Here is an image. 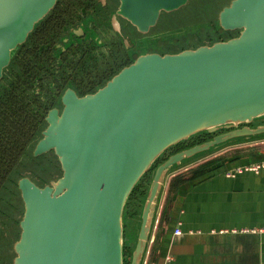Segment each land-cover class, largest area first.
<instances>
[{
    "label": "water",
    "instance_id": "obj_1",
    "mask_svg": "<svg viewBox=\"0 0 264 264\" xmlns=\"http://www.w3.org/2000/svg\"><path fill=\"white\" fill-rule=\"evenodd\" d=\"M59 2L0 0V91L20 49ZM118 2L115 28L121 30L120 17L146 35L192 0ZM216 24L236 35L142 54L96 92L64 93L33 150V157L53 153L62 175L44 187L19 180L25 211L13 264H125L126 245L130 264H146L170 178L227 147L264 142V0H232ZM204 134V142L153 170L171 149ZM147 174L139 214L126 223L129 198ZM132 226L134 241L127 234Z\"/></svg>",
    "mask_w": 264,
    "mask_h": 264
},
{
    "label": "flooded vegetation",
    "instance_id": "obj_2",
    "mask_svg": "<svg viewBox=\"0 0 264 264\" xmlns=\"http://www.w3.org/2000/svg\"><path fill=\"white\" fill-rule=\"evenodd\" d=\"M105 2L106 4L102 0H60L55 14L38 29L22 51L18 63L12 67L0 110L12 108L16 113H25L27 122L32 121L28 125L31 130L25 132L30 139V147L26 149L19 164L11 170L0 190V203L7 204L5 207L0 204V229L9 233L7 241H11L16 235L19 238L22 219H19V215L23 217L25 211L18 189L19 180L29 177L37 185L44 187L57 178L58 172L59 177L62 175L61 165L53 153L34 158L31 154L33 156L35 144L39 140L34 138L40 124L43 126L40 132L42 134L47 126V115L58 105L62 109L61 99L68 89H73L80 96L94 93L121 69L145 54L143 52L172 53L171 51L184 44H191L193 39L197 40L198 45H207L236 35V32L222 30L208 31L204 35H193L192 31L191 34H170L174 28L184 27L189 22L186 12L171 18L164 14L157 27L146 35L118 17L121 25V30L118 31L112 20L119 2ZM79 29L83 30V35L75 33ZM118 33L132 37L136 44L132 46L130 43L125 51L124 43L117 37ZM19 63L20 67L16 68ZM2 120L0 115V141L6 132L1 127ZM2 240L0 232V242ZM13 253L11 258L12 254L9 252L0 251V264H13L15 252Z\"/></svg>",
    "mask_w": 264,
    "mask_h": 264
},
{
    "label": "crops",
    "instance_id": "obj_3",
    "mask_svg": "<svg viewBox=\"0 0 264 264\" xmlns=\"http://www.w3.org/2000/svg\"><path fill=\"white\" fill-rule=\"evenodd\" d=\"M252 152L258 153L257 160H252ZM239 155L243 163L221 162L209 178L185 188L184 193L174 192V203L167 209L172 222L158 228L169 182L177 174L170 178L149 255L153 247L155 252L146 264H264V233H244L264 225V171L227 175L240 166L264 163V145L230 158ZM177 229L180 235L175 234Z\"/></svg>",
    "mask_w": 264,
    "mask_h": 264
},
{
    "label": "trees",
    "instance_id": "obj_4",
    "mask_svg": "<svg viewBox=\"0 0 264 264\" xmlns=\"http://www.w3.org/2000/svg\"><path fill=\"white\" fill-rule=\"evenodd\" d=\"M202 1L203 2L199 5L198 9L203 10V12L207 14L208 21L199 22L195 25H192L194 29L192 28L191 31L196 33V35H204L205 33H208V31L211 32V31L221 30L217 27V24H216L218 20V16L216 15L212 16L211 13L221 8L225 0H211V1L202 0ZM179 12L181 11L175 12L173 14H165V15L171 18L174 15L178 14ZM52 15L50 17H52ZM50 17L41 26H38L36 32L38 31L40 27H42L50 19ZM186 27L188 26L185 24L184 27L174 28V29L178 31ZM192 32L188 31V33L190 34ZM35 33L33 34V36L35 35ZM33 36L31 37V39L33 38ZM31 39L28 41V43L25 46H27L30 43ZM12 67H13V64L7 70L4 80L2 82L1 91H0V102L3 99L4 91L8 88V84L10 81L9 76L12 72ZM11 109L12 108H8L7 110L5 109L0 110V115H2L3 117V120L1 121L2 122L1 127L4 130V132L6 131L4 136L1 138L2 141H0V190L2 189L1 186L6 183L7 177L8 175H10L11 170L17 164H19V161H21V158L26 152V149L28 148L29 142H30V139L26 136L25 132L28 130H31L28 127V125L31 123L32 120H30V122H27L25 113H16L15 110H11ZM39 128L40 129L38 130V133L35 135L34 140H38L40 138L41 136L40 132L43 129L42 124H40ZM208 137H209L208 135L204 134L203 136H200L188 143L179 144L178 146L171 149L168 153L164 154L156 162L153 170L159 164L165 161L170 155L177 153L187 147H192L195 144L202 143ZM251 156H253L252 160H257L259 157L258 153H253V152ZM31 157L34 158L32 154H31ZM243 159L244 157H242L241 155L236 156L235 158H230V157H222V158L219 157L216 159L213 158L183 173L173 176L169 182L167 198L165 200V204L161 212L158 228H161V226L164 223L169 224L170 221L172 222L171 215L168 213L167 209L168 207H171V205L174 203L172 200V195L174 192L179 191L180 193H184L185 188L191 185L194 186L199 181L209 178L216 170L215 167L221 162H224L225 165H236L237 163L239 164L240 162H242ZM150 178H151V174L145 175L144 178L138 183V185L133 190L129 198L127 208H126V223H129V224L133 223V221L137 218L139 211L141 209L144 197L147 192ZM154 252H155V248L153 247L151 249L149 259L152 258ZM124 254H125V264H130L132 249L131 247H129V245L128 246L126 245ZM148 263H150L149 260H148Z\"/></svg>",
    "mask_w": 264,
    "mask_h": 264
},
{
    "label": "rangeland",
    "instance_id": "obj_5",
    "mask_svg": "<svg viewBox=\"0 0 264 264\" xmlns=\"http://www.w3.org/2000/svg\"><path fill=\"white\" fill-rule=\"evenodd\" d=\"M211 1V0H210ZM231 1L232 0H225L223 3V6L221 7V8H219V9H217V10H215V11H213L212 13H211V15L213 16V15H216V16H218V14H219V12L222 10V8L223 7H225V6H227V5H229L230 3H231ZM203 1L202 0H192V2H191V4L188 6V7H186V8H183V10H180L181 12H179V13H182V12H186V17L188 18V20H189V22L186 24L188 27H189V25L190 26H192V25H195V24H197V23H199V22H203V21H205V20H208V16H207V14L206 13H204L203 12V10H200V9H198V7H199V5L202 3ZM57 9V8H56ZM198 9V10H197ZM56 11V10H55ZM55 11L53 12V15L55 14ZM182 30V32L184 33V34H186V33H188V31H187V29H185V28H182L181 29ZM170 34H173V35H176L177 34V30H173L172 31V33H170ZM194 34H196V33H193V35ZM119 35V36H118ZM117 37H118V39H119V41L121 42V43H124V45H125V51H127L128 50V47H129V45H130V43H131V45L132 46H134L136 43H135V41H134V39L132 38V37H130V36H128V38H129V40H128V42L126 41V39L124 38L125 37V35H121V33L119 34H117ZM227 40V39H226ZM196 39H193V41L191 42V44H184L183 45V47H181V48H178L177 50H173V51H171L172 53H177L178 51L180 52V51H182L183 49H193V48H196V47H199V46H202L203 44H200V45H198L197 43H196ZM205 42V41H204ZM203 42V43H204ZM100 43V42H99ZM211 43H209V44H207V45H210ZM26 47V46H25ZM25 47H22L21 49H20V51H19V53H18V56L16 57V60H15V62L13 63V66H14V64L17 62L18 63V58L21 56V53H22V51L24 50V48ZM140 47H142L141 45H140ZM144 50H145V48H144ZM143 53H147V52H143ZM131 54V53H130ZM20 67V63L19 64H17L16 65V68H19ZM21 75V74H20ZM58 108H60V105H58ZM262 145H264V142H259V143H252V144H238V145H234V146H230V147H227V148H225V149H223V150H221V151H218L217 153H215L214 155H212V156H209L208 158H206V159H204V160H202V161H200V162H198V163H202V162H204V161H206V160H208V159H213V158H219V157H231V156H233L234 154H238V153H244L246 150H249V149H251V148H253V147H257V146H262ZM243 162V161H242ZM197 163V164H198ZM197 164H195V165H197ZM240 164V163H239ZM194 165V166H195ZM193 167V166H192ZM186 170H188V169H186ZM186 170H182L181 172H183V171H186ZM180 173V172H179ZM178 174V173H177ZM59 175H60V173L58 172V175H57V178L56 179H58L59 178ZM55 179V180H56ZM15 180L17 181V179L15 178ZM5 195V194H4ZM4 195L2 194V196H3V198H6V197H4ZM11 202V201H10ZM1 205H2V207H5V206H7V204H5L4 202H1L0 203ZM22 217H21V214L19 215V219H21ZM0 232H1V235H2V238H3V240L0 242V251H2V250H4L5 252H9L10 254H12L11 255V258H13V256H14V253H13V246H14V244H15V242L17 241V239H18V235H16L14 238H11V241L8 239V241H7V238H9L10 236L6 233V231H3V230H1L0 229ZM136 233H137V230L135 231V227H131V228H128V230H127V234H128V237L130 238V239H132L133 241H134V239H135V236H136ZM7 237V238H6ZM15 258V257H14Z\"/></svg>",
    "mask_w": 264,
    "mask_h": 264
},
{
    "label": "built area",
    "instance_id": "obj_6",
    "mask_svg": "<svg viewBox=\"0 0 264 264\" xmlns=\"http://www.w3.org/2000/svg\"><path fill=\"white\" fill-rule=\"evenodd\" d=\"M246 171L254 172V173H260L261 171H264V163L260 164H253L249 166H240L234 169H231L227 172V175L229 177H235L237 175L243 174ZM244 233H253V234H262L264 233V225L261 228L251 229V230H244ZM176 235H180L181 231L179 229L175 232ZM149 256V254H148ZM148 259V257H147ZM147 263V260H146Z\"/></svg>",
    "mask_w": 264,
    "mask_h": 264
}]
</instances>
